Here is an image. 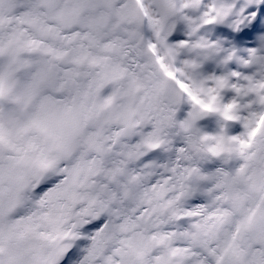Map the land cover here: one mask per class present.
Returning <instances> with one entry per match:
<instances>
[{
	"label": "snow or ice",
	"instance_id": "obj_1",
	"mask_svg": "<svg viewBox=\"0 0 264 264\" xmlns=\"http://www.w3.org/2000/svg\"><path fill=\"white\" fill-rule=\"evenodd\" d=\"M0 264H264V0H0Z\"/></svg>",
	"mask_w": 264,
	"mask_h": 264
}]
</instances>
